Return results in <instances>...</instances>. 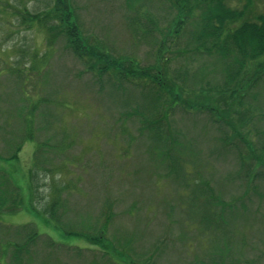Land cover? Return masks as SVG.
<instances>
[{"label":"rangeland","instance_id":"1","mask_svg":"<svg viewBox=\"0 0 264 264\" xmlns=\"http://www.w3.org/2000/svg\"><path fill=\"white\" fill-rule=\"evenodd\" d=\"M71 1L86 49L105 51L116 64L128 66L130 62L136 70L157 66L164 56H175L159 55L158 45L152 42L165 38L167 47L174 45L169 38L172 14L166 1L138 0L130 9L128 0ZM13 2L32 12L47 5L46 0H0V169L10 173L22 191L21 209L0 216L3 224L13 226L5 231L1 228L0 236L21 242L14 227L36 225L43 236L37 241L34 262L27 264H212L213 255L226 244L225 250L231 248V252L223 264H264V178L255 180L252 189L238 177L246 169L241 166L242 158L235 145L224 148L222 138L227 136L240 148L242 138L251 137L256 148L261 144L262 86L255 100L254 93L247 98L259 112L253 134H247L244 122L236 121V131L229 123L228 127L211 121L210 113L204 111H186L180 105L169 109L163 127L167 124L185 147L176 150L183 157L182 168L168 175L156 160V144L138 132L139 117L134 112L142 113L149 101L136 85L140 80L133 76L135 83L123 81L116 69L105 74L91 70L88 66L96 58L87 57V64L68 49L65 38L49 45L45 29L20 23L21 9L19 16L12 15ZM252 11L264 12V0H255ZM152 26L156 30L146 36L143 28ZM188 36L183 35L178 43L187 42ZM183 60L176 56L159 67L179 82L185 77L181 74L180 78L179 72L190 71L187 81L192 86V67L184 68ZM209 63H216L215 57H209ZM18 69L21 77L15 72ZM141 83L148 84L149 79ZM186 93L179 95V102L189 101L194 94ZM216 96L211 95L213 100ZM203 100L209 107L215 105L207 97ZM29 127L34 140L19 145ZM45 143L48 146L40 145ZM13 153L15 164L10 158ZM261 153L258 147L255 155ZM37 160L44 168L36 184L57 182L66 187L61 202L67 213L57 212L56 220L60 215L62 223L73 226L69 233L47 215L49 190L37 187L41 208L33 207L30 168ZM203 188L207 190L202 199L212 196L214 205L234 203L238 211L227 215L229 223L224 228L211 233L199 221L202 206L195 205L190 196V189L198 194ZM50 238L63 246H50ZM11 252L0 258V264L12 261Z\"/></svg>","mask_w":264,"mask_h":264},{"label":"trees","instance_id":"2","mask_svg":"<svg viewBox=\"0 0 264 264\" xmlns=\"http://www.w3.org/2000/svg\"><path fill=\"white\" fill-rule=\"evenodd\" d=\"M46 1V8L37 12H32L30 8L25 7L26 5H19L13 2L11 4L12 15L19 16L21 9L20 23L26 24L30 28L36 25L39 28L45 29L48 34L49 45L56 43V40L62 37L66 39L68 49L77 55V57L86 60L87 64H89V60L86 59L87 57H95L96 61L88 66L91 70L105 74L108 70L113 73L115 72L113 69H116L119 72L117 73L118 76L123 81L129 80L135 83V80H140L136 82V85L142 87L144 90L142 92L143 97L149 101L143 107L142 113L134 112L139 117L137 121L139 124L138 132L141 136L148 137L152 141V144H156V152H158L156 160L163 168L168 170V175L175 174L176 168H182L183 160L180 158L183 157L182 155H178L176 150L179 146L185 147L183 142L173 137L174 134L167 127L168 125L165 124L166 127H163L162 124L168 116L167 111L175 106H183L186 111H204L205 113H210L209 117L211 121L226 123L227 126L229 123L235 129L237 128L236 121L244 122V128L248 129L247 134H253L254 124L256 123V118L259 116V112L258 108L253 106L247 98L252 97L254 93L253 99L255 100L257 97L256 93L259 91L258 86H262L264 89V12L253 13L252 9L255 6V0H163L169 4V11L172 14V23H170L171 37L169 38L174 41L175 48L174 45L167 47L164 42L165 38L162 42L157 38L152 42L158 45L159 55L163 54L164 56L166 52L175 55L171 56V58L164 56V61L161 60L160 63L168 65L174 58L176 59V56L177 58L183 56L184 60L181 62L184 64L183 67L186 68L188 64L191 65L193 70V76L191 77L192 86H189L187 81L189 80L187 74L190 71L185 69L184 73L179 72L178 74L180 78L182 77L181 74L185 75L184 79L179 82L178 78H176L177 80L171 79L166 71L163 73L161 67H159V62H157V66H144L136 70L133 68V63L130 62H127L128 66L126 64H116L112 56L105 51L86 49L82 45V43L86 44V42H83V38L79 32V22L75 16L72 1ZM135 1L138 0L127 1L129 9L134 7ZM2 11L1 9L0 12L2 13ZM141 15L146 16L145 13ZM152 20L150 19V21ZM143 29H145V35L150 36L156 30V27L152 26L151 28ZM183 35H189L188 40L185 43L179 44L178 41L182 39ZM208 56L215 57L216 63H209ZM158 59H160V56ZM117 66H120L121 69H117ZM21 71L20 69L15 70L16 73H19V77H21ZM167 75L168 78H165ZM132 78L135 80H132ZM142 79H149V83L142 84ZM172 83L177 86L176 89ZM196 88H199L197 90L202 92L201 95H197ZM190 90L194 92L193 96L190 95V100H184L182 103L179 102V95ZM163 92L167 93V95L165 96ZM207 93H209L208 96L205 95ZM212 94L214 96L217 95L214 100L211 97ZM204 97L214 101L212 105H215L209 107V104L204 103ZM262 117L264 118V113ZM30 128H28L25 138L19 142V145L24 144L25 141H29L30 139L34 140V133H32ZM262 133L264 132L262 131ZM222 138L226 141L224 148L235 145L234 148L238 150L237 153L242 158L241 166L246 168L242 170L243 172L238 177L241 176L250 188L253 189L256 185L253 182L259 178H264L263 137L261 144L258 146L263 153L257 156L255 152H257L258 147L256 148V144L251 137L245 140L242 138L244 143L242 148L238 144L230 143V139L227 136H223ZM40 145L48 146L46 143ZM247 148L250 150H247L248 153L246 152ZM43 149L46 148L43 147ZM10 158L13 160L12 163L15 164L17 155L13 153ZM42 168H44V164H41V162L37 165L32 164L30 168L32 201L33 207L38 205L35 207L36 209L41 208V205L38 204L39 196L37 188L40 184H36V179L40 172L43 171ZM41 185L40 187H43L42 190L44 188L45 190H49L47 192L48 197L45 200L47 215L52 221L56 223L61 222L60 215L58 222L56 218H58L57 212L67 213V207L61 202L63 200L61 195L64 193L66 187L64 184L57 182L53 183V185L43 182ZM194 189L197 188L193 187V192L195 191ZM206 190V188L198 189V194H194L195 192L192 193L190 189V196H193L195 205L198 207L202 206L203 213L201 212L199 221L203 225L205 232L211 233V231L224 228V225L229 223L227 222V218L229 217L227 215L237 210L235 204L230 202L220 201V203L214 205L212 196L202 199L206 195L204 194ZM21 206L22 191L20 187L14 183L10 173L0 169V216L4 212L16 213L21 209ZM107 215L106 220H111L113 217L111 212ZM236 216L235 214L233 219ZM109 222L105 223L103 229L106 230ZM59 224H62V228L67 233L70 232L68 228L73 227L62 222ZM11 227L13 226L5 225L0 221V230L4 228L5 231ZM14 228H17L16 235L17 237H22V240L21 242L12 243L5 240L3 238L4 235L3 237L0 236V239H2L0 243L4 242V244H0V258H5L9 250L12 249V261L7 264L34 262L35 247L37 246V241L43 236V233H40L33 223ZM48 244L52 247L63 246L57 244L52 238L48 239ZM225 246L228 247L227 244ZM226 247H216L220 248V252L213 255L212 264L224 263L223 260L231 252V248L225 250ZM69 248L71 249L72 247ZM77 255L81 256L79 252Z\"/></svg>","mask_w":264,"mask_h":264}]
</instances>
